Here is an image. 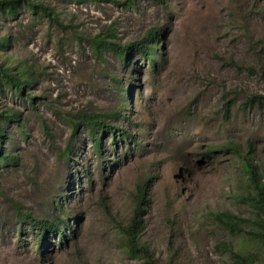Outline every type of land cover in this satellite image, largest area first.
Returning a JSON list of instances; mask_svg holds the SVG:
<instances>
[{
	"label": "rangeland",
	"instance_id": "rangeland-1",
	"mask_svg": "<svg viewBox=\"0 0 264 264\" xmlns=\"http://www.w3.org/2000/svg\"><path fill=\"white\" fill-rule=\"evenodd\" d=\"M36 1L62 27L27 7L0 18V64L33 73L22 96L0 94V113L20 115L3 124L18 167L0 168V264H146L127 257L120 232L139 188L154 264L227 262L237 238L211 213L253 218L242 157L264 164V111L243 110L264 96V0ZM108 30L120 46L154 33V65L135 50L98 57L92 41ZM84 112L105 125L94 139L73 127ZM17 210L53 227L33 229Z\"/></svg>",
	"mask_w": 264,
	"mask_h": 264
},
{
	"label": "trees",
	"instance_id": "trees-1",
	"mask_svg": "<svg viewBox=\"0 0 264 264\" xmlns=\"http://www.w3.org/2000/svg\"><path fill=\"white\" fill-rule=\"evenodd\" d=\"M78 4L94 3V4H115V0H69ZM128 3L132 0H127ZM156 1V0H155ZM27 7L34 15L46 17L49 21L56 23L59 27L62 24L58 22L57 14L44 4L36 0H0V18H15L19 11ZM115 39L114 31L108 30L105 37H96L92 41L93 52L100 57L105 51H110L114 55L123 59L127 57L129 51L135 50L144 57L150 65H154L156 48L152 46L154 41V33H150L141 40L129 45L120 46L113 42ZM9 45V38L0 34V51H4ZM33 83V73L26 65H8L0 64V94L4 95L7 90L12 91L20 96L23 90H27ZM33 101V98L28 97ZM233 104L228 101L224 106V118L229 119ZM260 109L264 111V96H251L243 104V110ZM20 115L18 112H2L0 113V168L18 167V157L13 153H5L3 142L5 140L3 124L13 122L19 123ZM78 126L86 128L91 137L94 139L95 126L104 127L103 121L100 120L98 114L81 113L76 116V122H73L74 129ZM46 130V127H45ZM116 131V129H114ZM118 131V130H117ZM124 134L122 131H120ZM129 138V135H126ZM115 138V134H114ZM99 144L96 141V148ZM230 149H232L230 147ZM69 147L64 151V155L69 152ZM235 153L237 150L232 149ZM243 170L247 176L248 191L245 196L240 197V201L255 211L253 218H242L231 214L230 212L211 213L215 222L222 227L227 234L233 238H237V243L232 245H223L225 253L228 254L227 262L224 264H264L263 260L259 259V254L253 251H247V246L255 248V252L264 251V168L261 169L259 164H254L252 159L244 157L242 159ZM143 188H139L136 195L135 211L130 219L127 227L121 229L122 246L129 259L143 260L146 264H154L153 254L148 246L141 243L139 235L142 228V210L143 203ZM17 209V207H16ZM18 215L22 220H26L33 228H37L40 232H45L53 227L47 220H37L32 218L28 213L17 210ZM60 242L63 240V232L56 228ZM261 255V254H260Z\"/></svg>",
	"mask_w": 264,
	"mask_h": 264
},
{
	"label": "clouds",
	"instance_id": "clouds-1",
	"mask_svg": "<svg viewBox=\"0 0 264 264\" xmlns=\"http://www.w3.org/2000/svg\"><path fill=\"white\" fill-rule=\"evenodd\" d=\"M231 148L233 149L234 147H232V146H231ZM237 153H238V151H237ZM243 158H244V156L242 157V159H243ZM247 158H248V157H247ZM249 159H252V160H253V162H254V164H256V165H257V164H259L258 162H257V163H255V161H254V159H253V158H249ZM241 163H242V162H241ZM259 165H260V164H259ZM260 166H261V169H262V168H264V164H263V165H260ZM242 168H243V165H242ZM243 171H244V170H243ZM244 172H245V171H244ZM246 179H247V176H246ZM247 185H248V183H247ZM57 235H58V234H57Z\"/></svg>",
	"mask_w": 264,
	"mask_h": 264
}]
</instances>
